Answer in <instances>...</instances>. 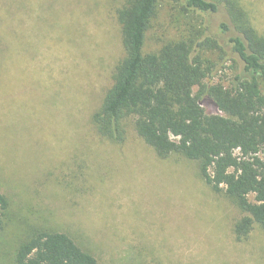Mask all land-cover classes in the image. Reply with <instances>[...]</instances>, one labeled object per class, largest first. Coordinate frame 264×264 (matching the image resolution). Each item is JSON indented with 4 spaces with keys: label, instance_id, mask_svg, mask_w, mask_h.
Listing matches in <instances>:
<instances>
[{
    "label": "rangeland",
    "instance_id": "1",
    "mask_svg": "<svg viewBox=\"0 0 264 264\" xmlns=\"http://www.w3.org/2000/svg\"><path fill=\"white\" fill-rule=\"evenodd\" d=\"M239 1L264 36V0ZM123 3L0 0L7 30L0 192L8 199L0 212V264H13L35 225L67 234L98 264H264V231L256 225L236 242L232 224L241 212L211 190L196 163L158 159L131 126L123 144L101 139L91 126L124 56L117 22ZM177 10L173 0H158L152 46L182 24Z\"/></svg>",
    "mask_w": 264,
    "mask_h": 264
},
{
    "label": "trees",
    "instance_id": "2",
    "mask_svg": "<svg viewBox=\"0 0 264 264\" xmlns=\"http://www.w3.org/2000/svg\"><path fill=\"white\" fill-rule=\"evenodd\" d=\"M173 1L183 25L154 46L149 31L158 0H124L117 10L124 56L90 124L114 144L125 142L131 126L158 159L196 163L211 190L241 212L232 234L242 242L254 226L264 231V36L239 0ZM204 104L218 113L208 114ZM7 207L0 192V212ZM13 264L98 263L67 234L35 225L27 228Z\"/></svg>",
    "mask_w": 264,
    "mask_h": 264
}]
</instances>
